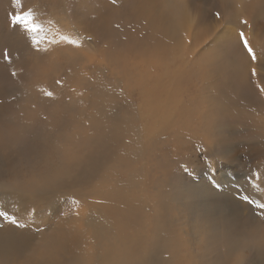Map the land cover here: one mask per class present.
I'll use <instances>...</instances> for the list:
<instances>
[{
    "label": "bare ground",
    "instance_id": "1",
    "mask_svg": "<svg viewBox=\"0 0 264 264\" xmlns=\"http://www.w3.org/2000/svg\"><path fill=\"white\" fill-rule=\"evenodd\" d=\"M169 1L172 12L163 0L123 11L75 1L76 37L85 46L78 35H90L105 63L89 66L66 42L54 52L55 38L39 75L74 61L83 96L70 88L56 105L61 87L40 80L0 88L20 104L3 113L25 120L0 129V211L22 226L0 218V264H264V76L251 78L238 41L226 43L247 27L264 60V0H218L221 25L205 34L201 9ZM130 82L136 103L116 112L111 95Z\"/></svg>",
    "mask_w": 264,
    "mask_h": 264
},
{
    "label": "rangeland",
    "instance_id": "2",
    "mask_svg": "<svg viewBox=\"0 0 264 264\" xmlns=\"http://www.w3.org/2000/svg\"><path fill=\"white\" fill-rule=\"evenodd\" d=\"M29 1L30 0H19L20 7H16L14 5L13 0H0V14H1L0 15V80H1L0 85H1L2 82H4L0 86V88H2V91H3L2 93H5V91L10 90L11 88L15 89V87L17 88V87H19L21 85H26L30 81H34V80L38 81V80H40L38 82V85L42 81L41 82L42 84H49L50 83V85L53 86V89L55 87H57V86L61 87V89L57 92V96H56L55 92L52 91L53 92V96H51V97L54 98L56 96L55 97L56 105L61 103V102H57L59 100L60 96H65V93H67V95L70 94V92L68 91V89L70 90V88L72 90H74V91H79L82 94V96H83V93H86L85 90H83V88H81V87L75 88L74 85H73V81H75V78H74L75 76H74V73H73L72 69L77 64L74 61H72L71 63L66 62L63 67H59V69H57V73L58 74L56 76H54L51 73V75H48V77H50V78L44 76L43 79H41L42 76L39 75V71L42 70L41 67L42 66L44 67L46 62H49L47 57H48V55H50L49 47L51 46V44H52L51 41L53 39H55V38L59 39L60 35H67L71 39H74V40L78 41V38L76 37V34L80 32V29L78 27L77 28H73L74 26L71 25V22H70V19H69V16H68V14L69 13L72 14V12H67V11H72L73 9L74 10L76 9L75 1H77V0H72V1L71 0H60V1L59 0H36L37 2H35V0L34 1L31 0L30 2ZM89 1L91 3H93L94 0H89ZM99 1L103 2L106 5H110V6H112L115 9L119 8L118 9L119 11L125 10V6H126L127 2H129V0H127V1L122 0L123 2L121 0H99ZM57 2L60 3V6L58 4H56ZM72 2H74V6L75 7H73V3ZM163 2H164V9L165 8H169L170 11L172 12L173 10L171 8H172L173 4L171 3V1L163 0ZM183 2L188 3L192 11L195 10L196 8H198V9H201L204 12V16H202L200 18L199 22H198L199 23L198 26H199L200 30H202L201 34H205L207 30H212L214 28L216 29V28H218V25H221L220 20H219L220 19L219 18L220 14H219V16H217V13H220L222 11V9L219 8L221 6V4H219L218 0H184ZM28 3H29V5H27ZM33 3H34V5H33ZM35 3H36V5H35ZM115 4H116V7H115ZM117 4H119L120 6H118ZM191 4H193V5H191ZM67 5H69V6H67ZM29 7L31 9H29ZM70 7H71V9H70ZM93 8L96 9L97 11H99V9H100V11L97 12V15H99V14L102 15L103 12L105 14H108L110 12V10L108 8L102 10V8H100V6H96V4H93ZM216 8H218V9H216ZM28 10L32 11L35 21L37 23L41 24V26L45 29L44 32H42V33H40L38 35L37 39H39V44H38V46H35V47L32 45V42H31V34L25 32L22 28H20L17 25H12L11 22H10V19H9L10 15L13 14L14 12H16V11H28ZM106 11H108V12H106ZM192 11L190 12L189 15H192ZM66 12L68 14H66ZM64 14L68 18H66V16ZM100 15H99V17H100ZM64 17H65V19H64ZM214 20H215V22H214ZM200 21H202V23ZM209 24H212V25H209ZM119 26H120V24L117 25V28ZM246 28L247 27H244V26H242L239 29L237 28L236 33L238 34L239 31H243L244 33H246L245 35H247L248 32H247ZM72 29H74V30H72ZM237 34H236L237 38H233L231 42H226L228 44V46H230L232 49L234 47V44L238 41V35ZM78 36L79 37L81 36V38L84 39V45L85 46L81 45V41H78V45H71L70 44V48H71L70 49V53L72 55L80 54V55H82V57L85 56L86 61H88V65L89 66L90 65L94 66L95 64H98L100 62H101V64L105 63L103 61L102 55H100L98 53H95L93 51V48L90 47L94 43V41H92L91 38H90L91 36L88 35V34L87 35H83L82 33H80ZM63 42L64 41H61L60 45L58 46V49L56 51H54V52H62L63 51L62 49H64L65 44H66V43H63ZM40 45H45L47 48H43V46H40ZM217 51L218 52H222L223 50H221L220 47H219ZM44 52H46V54ZM54 52H53V54H54ZM242 52H244V51L242 50ZM35 58H36V61H35ZM41 59L43 61H41ZM31 60L33 61L34 64L32 63ZM23 66H24V68H23ZM29 69H30V71H29ZM107 69L108 68L106 66V70ZM111 70H113V69H111ZM45 72H47V69L45 70ZM12 73H15V75H12ZM34 73L35 74L37 73L38 75L37 74L33 75ZM91 74H92V72L90 71V68H89V71L87 72V75H91ZM52 76H53V78H52ZM1 77H2V79H1ZM55 77H57V78H55ZM112 78H113V75L110 72H107V73L104 74L103 81L105 82L107 80H111ZM54 79H55V81H54ZM12 80H14V81H12ZM57 81H60V83L57 84L56 83ZM76 82H77V80H76ZM131 83L132 82L126 83V84L125 83H121L119 85V88H118L119 92H117L115 90V92L111 95V96H115L116 97L115 99H119V104H118L119 106H117V108L115 110L116 112H120L121 113V108L123 107V104H124L122 102L124 100H125L124 106L127 104L126 105L127 109H129V108H131L132 106L135 105V103H136L135 99H136V96H137V90L131 88ZM48 89L50 90L51 88H48ZM65 89H67V90H65ZM110 91H112V90H107L108 93ZM2 93L0 94V100H1L0 101V113H1V116H2L1 118H4V119H1V121H2L1 124H4V126L0 125V129L1 130H5V128L8 127V129L11 128V130H14L15 127H16L15 124L18 121H22V122L24 121L25 122V120H23L24 112H21L23 114H21V113L17 114V111H15V107H17L16 104L19 102L16 99H18L19 96H18V93H16V95H17L16 98L12 97L11 99H7L5 97L2 98V96H3ZM62 94H64V95H62ZM60 99H62V97ZM40 100H45L46 101V99L43 98V97H41ZM5 101H7L8 103H6ZM48 101L51 102V99L49 98ZM50 102L46 101V103H47V105H46L47 107L46 108H48V106H50L49 105ZM46 103H44V105ZM11 104H14L16 106L14 107V111L9 112L10 114L8 113V115H9L8 116L7 113H3V111H4V109H8L9 110L10 109L9 107L11 106ZM18 105H20V104L18 103ZM36 108L40 109V105L37 104V103L35 105V108H33V110H35ZM6 116H8V117H6ZM127 118L130 119V117H127ZM7 120H8V122H7ZM9 121L12 124L9 123ZM26 123H23V124H26ZM5 125H6V127H5ZM8 129H6V130H8ZM24 132L26 133L27 136L30 137V136H34L33 133L35 132V130L32 129V127H30V128L27 127V128H25ZM192 149L193 150L190 152V154L194 158L193 162H195L197 160V157H195V156H197V152H199V149H195L194 147H192ZM198 162L200 163V161H198ZM250 215L252 217V213Z\"/></svg>",
    "mask_w": 264,
    "mask_h": 264
},
{
    "label": "snow or ice",
    "instance_id": "3",
    "mask_svg": "<svg viewBox=\"0 0 264 264\" xmlns=\"http://www.w3.org/2000/svg\"><path fill=\"white\" fill-rule=\"evenodd\" d=\"M14 5L16 7H20L19 0H13ZM217 16H219V13H217ZM10 22L12 25H17L20 28H22L25 32L31 34V42L32 45L38 46L39 39H37L38 35L45 31V29L41 26V24L37 23L33 17V13L31 10L28 11H16L9 17ZM242 24L247 23V21H241ZM60 41H64L71 45H78V41L71 39L67 35H60L59 37ZM58 41L53 39L51 43L55 44ZM238 44L242 48V50L247 54V57L251 61V67L249 69L250 77L256 78L260 76H264V60L258 58L257 54L249 44L248 37L245 35L243 31L238 32ZM12 75H15V73H12ZM57 84L60 83V81L56 82ZM257 88L260 89V91L264 92V87H261L260 84L256 85ZM46 95L51 96V93H46ZM259 179V177H257ZM245 200H247V197H245ZM0 218H3L6 220L9 224L15 225L18 228L22 227L18 220L15 218L14 215H8L6 211H0Z\"/></svg>",
    "mask_w": 264,
    "mask_h": 264
}]
</instances>
